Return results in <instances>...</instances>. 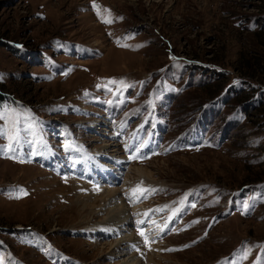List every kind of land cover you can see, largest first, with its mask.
Wrapping results in <instances>:
<instances>
[{
	"label": "rangeland",
	"instance_id": "1",
	"mask_svg": "<svg viewBox=\"0 0 264 264\" xmlns=\"http://www.w3.org/2000/svg\"><path fill=\"white\" fill-rule=\"evenodd\" d=\"M0 113V264H264V0H0Z\"/></svg>",
	"mask_w": 264,
	"mask_h": 264
},
{
	"label": "bare ground",
	"instance_id": "2",
	"mask_svg": "<svg viewBox=\"0 0 264 264\" xmlns=\"http://www.w3.org/2000/svg\"><path fill=\"white\" fill-rule=\"evenodd\" d=\"M134 171L139 176L142 175V176L146 177V175H148V173H147V171L145 169H134ZM81 187H83V186H81ZM93 190L89 189L90 193L89 194L87 193V195H88L87 198L89 199V201H84L83 200L85 203H83V201H80L82 203L81 207H83V208H85L86 206H89V208L92 207V201L96 200L99 197V201L101 202L100 206L98 207L99 211L98 210L97 211H93V208H90L91 209L90 213L92 214V216H95L94 214H97L98 212L102 213L103 215H105V218L99 223V225H102V224H105V223L107 224L108 222H113V223L114 222L115 223L116 222H121V223H124L126 218L121 217L122 219H120V215L123 213L121 211V209H123V208L119 207L117 205V203H116L118 201V196H117L118 192H117V190L116 189L115 190H108L107 189V190L102 191V194H100L98 196L96 195V192L93 191ZM122 205H124V204L122 203ZM119 220H121V221H119ZM106 228H108V227H106ZM95 229L97 230V229H102V228L96 227ZM109 232H111V233L114 232L115 233V232H117V229H114V227L111 226L106 231L107 234H109ZM128 234H130V233H128ZM128 234H125V235L123 234V237L121 238V240L118 239L119 241H115L114 243H112L110 245V250L108 252V255H109V257L110 256L119 257L120 260L118 261L117 264H136L137 263V260H135V259L133 260V257L131 255H128L124 251V246H123L122 243H123V239H126L127 237H129ZM130 235H132V234H130ZM130 239H129V241H130ZM132 242H135V241H132ZM150 262H153V260L149 259L148 263H150Z\"/></svg>",
	"mask_w": 264,
	"mask_h": 264
},
{
	"label": "snow or ice",
	"instance_id": "3",
	"mask_svg": "<svg viewBox=\"0 0 264 264\" xmlns=\"http://www.w3.org/2000/svg\"><path fill=\"white\" fill-rule=\"evenodd\" d=\"M93 8L96 9L97 6L95 4H93ZM105 11L110 12V10H105ZM98 15H99V13H98ZM102 22L110 23L111 21L105 19ZM107 84H118L121 87L126 86L125 82L123 80H121V81L109 80V81H107ZM99 86L100 85H98V87ZM108 90L111 91L112 89L109 88ZM4 118H5V114L0 113V119H4ZM17 123H18V121H13L14 126L10 129H0V138H3L5 135H7V139L9 141V144L7 145V151H5V149L3 147H0V156H3L4 158H8V159L15 158L13 156L8 155V153L14 152L15 149H14L13 145H18L20 142L19 129L15 126ZM65 147L67 148L69 146L65 145ZM140 147L141 146L137 145L136 149H134V151H139ZM136 158H137L136 156H132V155L129 156V159H136ZM144 158H147V157H144ZM18 162H24V161L18 160ZM142 185H143V182H141L140 184H138L135 188H133L131 190L133 198L139 199L145 193L154 191V189L144 188ZM18 191H19L20 195H26L27 194L22 189H20ZM16 198H20V196H17ZM192 206L195 207V205H192ZM145 215H147V213ZM138 223H143V222L141 221ZM160 230L162 231L163 229H160ZM137 232L141 236V238L144 240L145 246H148L149 245V238L145 234V232L140 228H137ZM185 247H187V245ZM247 255H248L247 251H244L243 255L241 256V259L247 258Z\"/></svg>",
	"mask_w": 264,
	"mask_h": 264
},
{
	"label": "trees",
	"instance_id": "4",
	"mask_svg": "<svg viewBox=\"0 0 264 264\" xmlns=\"http://www.w3.org/2000/svg\"><path fill=\"white\" fill-rule=\"evenodd\" d=\"M243 65L246 66V67H250V70H251V72L253 73L254 69L251 67L252 65H251L250 62L245 61V62L243 63ZM251 68H252V69H251Z\"/></svg>",
	"mask_w": 264,
	"mask_h": 264
}]
</instances>
